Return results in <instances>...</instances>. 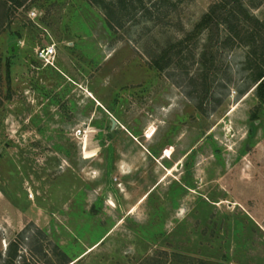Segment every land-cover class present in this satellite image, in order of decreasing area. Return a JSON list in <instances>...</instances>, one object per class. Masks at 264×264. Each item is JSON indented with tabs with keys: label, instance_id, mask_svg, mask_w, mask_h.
Returning <instances> with one entry per match:
<instances>
[{
	"label": "rangeland",
	"instance_id": "1",
	"mask_svg": "<svg viewBox=\"0 0 264 264\" xmlns=\"http://www.w3.org/2000/svg\"><path fill=\"white\" fill-rule=\"evenodd\" d=\"M20 1L0 0V264H264V0L198 34L217 0Z\"/></svg>",
	"mask_w": 264,
	"mask_h": 264
},
{
	"label": "trees",
	"instance_id": "2",
	"mask_svg": "<svg viewBox=\"0 0 264 264\" xmlns=\"http://www.w3.org/2000/svg\"><path fill=\"white\" fill-rule=\"evenodd\" d=\"M7 1L14 2V5H21L20 0ZM125 1L126 0H119V3L126 6L127 3H125ZM134 1L141 2L142 0H129L128 2L132 5ZM3 4L5 8L6 3L3 2ZM247 19L249 22L256 21L254 18H251L246 14V9L240 0H217L210 6L209 10L201 16L200 20L195 24L192 32L193 34H198L203 29H212L214 27H218L219 25H225L227 30H235L237 28V24L240 23L241 20L248 22ZM246 32L249 33V31ZM193 34L190 33L188 38H191ZM232 36L237 39L241 38L238 31L233 33ZM248 36L251 37L253 35H251L250 32ZM228 38L231 39V36H228ZM154 63L157 66L158 61L155 60ZM262 76L263 71L258 69L256 72V78L259 79Z\"/></svg>",
	"mask_w": 264,
	"mask_h": 264
},
{
	"label": "built area",
	"instance_id": "3",
	"mask_svg": "<svg viewBox=\"0 0 264 264\" xmlns=\"http://www.w3.org/2000/svg\"><path fill=\"white\" fill-rule=\"evenodd\" d=\"M36 58L44 65H53L56 56L54 43L39 46L35 51Z\"/></svg>",
	"mask_w": 264,
	"mask_h": 264
},
{
	"label": "water",
	"instance_id": "4",
	"mask_svg": "<svg viewBox=\"0 0 264 264\" xmlns=\"http://www.w3.org/2000/svg\"><path fill=\"white\" fill-rule=\"evenodd\" d=\"M18 47H19L18 42H14L12 45H10L8 47V53L9 54L15 53L17 51Z\"/></svg>",
	"mask_w": 264,
	"mask_h": 264
},
{
	"label": "bare ground",
	"instance_id": "5",
	"mask_svg": "<svg viewBox=\"0 0 264 264\" xmlns=\"http://www.w3.org/2000/svg\"><path fill=\"white\" fill-rule=\"evenodd\" d=\"M147 131L148 132L146 133V136H150V134L152 133V128H149Z\"/></svg>",
	"mask_w": 264,
	"mask_h": 264
}]
</instances>
